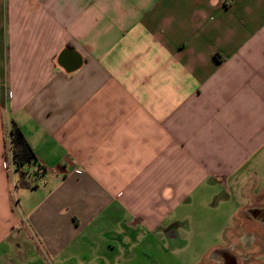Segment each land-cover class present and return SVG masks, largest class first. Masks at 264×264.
<instances>
[{
  "label": "crops",
  "instance_id": "0c3cea01",
  "mask_svg": "<svg viewBox=\"0 0 264 264\" xmlns=\"http://www.w3.org/2000/svg\"><path fill=\"white\" fill-rule=\"evenodd\" d=\"M0 264H264V0H0Z\"/></svg>",
  "mask_w": 264,
  "mask_h": 264
},
{
  "label": "trees",
  "instance_id": "16d2710c",
  "mask_svg": "<svg viewBox=\"0 0 264 264\" xmlns=\"http://www.w3.org/2000/svg\"><path fill=\"white\" fill-rule=\"evenodd\" d=\"M8 139L11 147L12 162L15 170L19 173V184L21 186H29L28 181L25 179L24 166L34 163L35 154L22 130L15 122L12 123L9 129Z\"/></svg>",
  "mask_w": 264,
  "mask_h": 264
},
{
  "label": "built area",
  "instance_id": "2783aa9c",
  "mask_svg": "<svg viewBox=\"0 0 264 264\" xmlns=\"http://www.w3.org/2000/svg\"><path fill=\"white\" fill-rule=\"evenodd\" d=\"M25 172L31 178L32 184L35 186L44 185L47 181V172L40 166L35 165L33 168L28 167Z\"/></svg>",
  "mask_w": 264,
  "mask_h": 264
},
{
  "label": "rangeland",
  "instance_id": "374dc122",
  "mask_svg": "<svg viewBox=\"0 0 264 264\" xmlns=\"http://www.w3.org/2000/svg\"><path fill=\"white\" fill-rule=\"evenodd\" d=\"M13 166H14V164H13ZM14 174V173H13ZM14 178V177H13Z\"/></svg>",
  "mask_w": 264,
  "mask_h": 264
}]
</instances>
